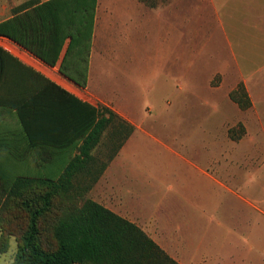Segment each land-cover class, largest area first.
I'll list each match as a JSON object with an SVG mask.
<instances>
[{
    "label": "trees",
    "instance_id": "16d2710c",
    "mask_svg": "<svg viewBox=\"0 0 264 264\" xmlns=\"http://www.w3.org/2000/svg\"><path fill=\"white\" fill-rule=\"evenodd\" d=\"M97 5L98 0H35L0 23V37L50 67L60 62V73L85 89ZM243 95L241 87L230 97L247 109L250 101ZM115 124L129 127L119 148L134 127L109 107L80 100L0 46V213L18 225L10 264H179L136 224L81 199L91 187L92 152ZM77 177H84V189H76ZM5 236L1 253L8 250Z\"/></svg>",
    "mask_w": 264,
    "mask_h": 264
},
{
    "label": "crops",
    "instance_id": "0c3cea01",
    "mask_svg": "<svg viewBox=\"0 0 264 264\" xmlns=\"http://www.w3.org/2000/svg\"><path fill=\"white\" fill-rule=\"evenodd\" d=\"M32 1L35 0H0V23L11 18L17 7ZM37 1L42 3L48 0ZM152 1L154 7L140 0H98L88 84L85 89H81L60 73V62L55 67H50L5 37H0V46L80 100L95 107L105 105L134 127L132 134L118 149L108 154L103 153L102 156L98 155V147L93 150L92 174L87 179L91 186L87 193L89 199L136 224L179 264H249L257 246L262 248L264 256V188L258 199L263 203L262 209L246 202L244 198L241 200L253 212H259L261 217L254 216L246 209L239 212L237 204L234 203L229 213L208 217L205 210L215 207L217 211L218 206L211 194H202L213 184L233 192L222 177H229L233 184L240 174L241 167L226 168L222 164L221 153L218 156L207 154L202 156L207 169H181L175 171L177 177L173 179L168 170L143 169L130 163L139 155L135 150L138 144L137 134H147L142 120L136 115L137 106L134 101L142 92V78L138 79L137 75L131 77L127 90L111 88L107 82V73L98 66L97 56L101 47H110L116 42L118 27L119 44L129 50L130 63L137 70V64L141 63L138 51L143 44V32L151 37L152 25L158 22L160 16L170 13L172 22L168 28L172 36H169V40L164 39L167 49H158V53L161 52L163 56H157L161 62L167 59L169 64L171 52L168 44L174 41L176 23H182L185 29V15L178 12L179 9H182V12L185 9L184 0L177 6L175 0ZM210 2L213 3L215 20L225 32L229 45L239 50L234 52L231 49L229 58L220 57L218 67L205 79L208 86L205 92L210 96L216 94L226 81L229 82L225 98L238 113L233 125L242 121L245 127V134L233 143L239 145L247 139L250 149L244 153L248 152L246 156L252 161L261 160L263 163L262 168L253 167L254 172L249 168V171H252L251 179L261 176L264 182V0H209ZM143 22L149 28L146 31ZM201 22L199 13L195 19L198 30H201ZM188 25L192 26L191 21ZM198 30L196 32H199ZM187 48L189 49V46ZM200 50L201 47L199 52ZM217 75L221 76L222 81L213 86L212 82ZM155 76L161 80L158 92L167 94L173 89L168 74L166 79L159 78L158 72ZM241 84L251 102L247 109H242L230 98V93ZM84 92L90 97L84 98ZM120 92H128L134 96L131 97L130 104L119 103L109 97L110 94ZM204 102V105L211 104L212 99L207 97ZM195 171L200 174L201 183L198 185L196 182L190 184L186 180V174L190 175ZM251 185L252 187L248 184L247 188L255 190L254 184ZM252 190L248 193L254 194ZM194 194L199 195L198 200ZM235 194L238 199L241 198L238 193ZM224 238L226 241H222ZM256 239H262V242H256Z\"/></svg>",
    "mask_w": 264,
    "mask_h": 264
},
{
    "label": "rangeland",
    "instance_id": "374dc122",
    "mask_svg": "<svg viewBox=\"0 0 264 264\" xmlns=\"http://www.w3.org/2000/svg\"><path fill=\"white\" fill-rule=\"evenodd\" d=\"M175 1L177 6L183 0ZM183 4L185 9H183V12L182 9H179L178 12L185 15V29H183L182 23H176L173 33L174 41L168 44L171 52L169 64L167 59L161 62L157 59V56H163L161 52L158 53V49L160 48L159 51L167 49L166 40L164 39L169 40V36H172V34H169L168 28L172 22L170 13L160 16L158 22L152 25L150 29L152 32L151 37L143 32V44L138 51L141 63L137 64V70L130 63L129 50L119 44L118 27L116 29V42L110 47H101L99 50V56H97L98 66L107 73V82L110 83L111 88L127 90L131 77L137 75L138 79L139 77L142 78V92L134 98V101H136L137 106L136 115L140 121L142 120L141 123L147 134H137L138 144L135 150L139 152V155L136 160H131L130 163L143 169L168 170L171 173V178L174 179L177 177L175 171L178 172L181 169H207L202 156L207 154L218 156L221 153L224 167L238 166L241 167V171L233 184H231L229 177L221 176L233 192L212 183L213 185L208 186L206 192L202 193L207 196L211 194L212 199L216 201L218 206L217 211L215 207L207 208L205 214L208 217H213L218 214L229 213L230 207L234 203L237 204L239 212L246 209L252 212L254 216L261 217L259 212H253L252 209L247 207V204H243L241 201L244 198L246 202L253 203L262 209L263 203L258 199L264 188V182L261 180V176H255L251 179V172L253 167L254 169L262 168L263 163L261 160L260 162H257V160L252 161L249 156H246L248 152H244L250 149L248 148L247 139L239 145L233 143V141L242 138L245 134V127L242 121L233 125L238 118V113L235 112L225 98L229 82L226 81L216 94L210 96L205 92L208 87L205 79L215 67H218L220 57L229 58L231 49L238 52L239 48L231 47L225 32L219 28V24L215 20L213 3H209V0H184ZM199 13L202 20L201 30H198V24L195 25V19ZM189 21L192 23L191 27L188 25ZM143 27L145 31L149 29L144 22ZM196 30L199 32H196ZM230 39H232L231 32ZM200 47L202 50L199 52ZM166 57H168V54ZM215 58H217L216 61ZM157 72L159 78L166 79V74L169 75L168 79L171 81L173 89L169 90L167 94L158 92L161 80L156 78ZM220 81H222L221 76L217 75L212 85L217 86ZM262 81L264 83V80ZM241 87L245 90L243 101L246 100L245 98L250 101L242 84L232 92L240 90ZM82 96L84 98L90 97L85 92ZM109 97L119 103L130 104L131 97L134 96H131L128 92H120L110 94ZM207 97L212 99V103L204 105V99ZM127 130H129V127L118 128L116 124L113 125L103 137L97 150L98 155L101 154L102 156L103 153L108 154L117 149L121 137ZM0 163H2L1 160ZM5 167L6 170L10 168L9 165ZM249 168L252 171H249ZM10 171H13V169L10 168ZM257 174L261 175V173ZM81 178L84 177L75 180V187L78 190L84 189L86 186V181L81 180ZM186 180L190 184L191 182H196L197 185L201 183L198 171L190 175L186 174ZM248 184L251 187V184H254L255 190L247 188ZM251 190L254 194L248 193ZM235 193H238L241 198L238 199ZM194 196L198 200L199 195L194 194ZM86 198L88 197L85 193L81 199ZM79 202L81 201L79 200ZM188 208L187 206L186 209ZM4 216V212L0 213V237L3 234L6 235L5 240L8 243V250L6 253L0 252V264H10L17 251L15 234L18 231V225L14 221L5 222ZM6 217L9 216L6 215ZM257 225L262 226V224ZM222 241H226V238ZM256 242H262V239H256ZM249 264H264L261 247L257 246Z\"/></svg>",
    "mask_w": 264,
    "mask_h": 264
}]
</instances>
